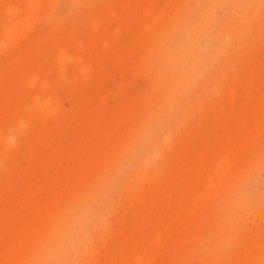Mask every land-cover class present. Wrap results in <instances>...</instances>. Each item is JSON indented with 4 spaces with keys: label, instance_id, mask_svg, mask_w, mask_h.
I'll list each match as a JSON object with an SVG mask.
<instances>
[{
    "label": "bare ground",
    "instance_id": "1",
    "mask_svg": "<svg viewBox=\"0 0 264 264\" xmlns=\"http://www.w3.org/2000/svg\"><path fill=\"white\" fill-rule=\"evenodd\" d=\"M262 173L264 0H0V264H264Z\"/></svg>",
    "mask_w": 264,
    "mask_h": 264
},
{
    "label": "rangeland",
    "instance_id": "2",
    "mask_svg": "<svg viewBox=\"0 0 264 264\" xmlns=\"http://www.w3.org/2000/svg\"><path fill=\"white\" fill-rule=\"evenodd\" d=\"M56 12L59 14V15H57L58 17H60V22H59V27L61 28V29H64V28H66L70 23H71V21H69L68 19H65L64 17H65V15L67 14V7H66V5H65V3L64 2H62L59 6H58V8H57V10H56ZM150 15L151 16H154L155 15V11H151L150 12ZM163 16H165V15H163ZM163 19H164V17H160L159 19H158V22H157V25H160L161 23H162V21H163ZM83 46H84V44H83ZM16 73H14L13 74V72H11L10 71V69L6 72V74H5V77H4V80H5V82L6 83H9V82H13L14 80H15V78H16ZM135 83H136V85H135V87L136 88H139V87H141V86H143V84H144V79L143 78H138L136 81H135ZM112 85H115L114 87H111V88H113V89H111V92H117L118 90H119V87L117 88V85H118V81L117 80H115L114 81V83L112 84ZM113 90V91H112ZM64 100H66V99H64ZM68 100H66V102L65 101H63V103H64V107L66 108V109H68L69 107H70V104H69V101L67 102ZM113 101V100H112ZM111 101V103H110V101H109V105H113L114 103V101L112 102ZM261 175H264L263 173L261 174Z\"/></svg>",
    "mask_w": 264,
    "mask_h": 264
}]
</instances>
